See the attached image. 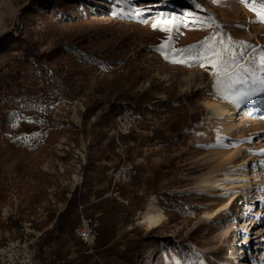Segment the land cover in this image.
Segmentation results:
<instances>
[{"label": "rangeland", "instance_id": "obj_1", "mask_svg": "<svg viewBox=\"0 0 264 264\" xmlns=\"http://www.w3.org/2000/svg\"><path fill=\"white\" fill-rule=\"evenodd\" d=\"M261 11L260 0H0V244L27 224L42 232L45 264H264V93L210 125L203 100L228 101L210 95L209 72L156 51L169 38L182 49L221 35L264 48ZM122 104L139 130L120 137L137 167L120 199L109 188ZM79 153L83 182L71 192ZM240 163L249 180L229 213L202 219L224 198L201 179ZM88 184L109 199L91 253L72 233ZM151 194L163 221L149 230L140 216Z\"/></svg>", "mask_w": 264, "mask_h": 264}, {"label": "snow or ice", "instance_id": "obj_2", "mask_svg": "<svg viewBox=\"0 0 264 264\" xmlns=\"http://www.w3.org/2000/svg\"><path fill=\"white\" fill-rule=\"evenodd\" d=\"M260 3L262 11L257 18L258 22L264 23V0H260ZM152 27L155 29L159 24L153 23ZM161 31L170 32L171 28L165 26ZM156 51L171 63L199 66L209 72L213 80L210 95L234 106L264 91V48L258 49L246 41H235L230 37L225 39L221 35L209 37L186 48L173 49L169 38L168 43H162ZM218 142L222 143L219 139ZM176 264L180 262L176 261Z\"/></svg>", "mask_w": 264, "mask_h": 264}, {"label": "built area", "instance_id": "obj_3", "mask_svg": "<svg viewBox=\"0 0 264 264\" xmlns=\"http://www.w3.org/2000/svg\"><path fill=\"white\" fill-rule=\"evenodd\" d=\"M136 130H139L138 114L128 104H122L114 117L115 152L118 156L122 157V160L110 171L109 188V194L120 199L118 188L123 184L129 183L137 173L135 163L127 160L125 156V150L132 141H122L120 137L129 136L134 131L136 132ZM80 159V161L79 159L77 160V168L74 169L77 178H73L74 188L71 189V192L75 189L76 185H80L83 182V170H81V166L85 161L82 156ZM77 208L79 221L73 227L72 233L81 243L88 247V251L91 253L93 252V245L99 233V222L83 214L81 204H78ZM41 234L42 232H35L27 224L22 225L18 229L16 237L5 240L0 244V264H42V261L37 256L35 247L37 239ZM49 259H55V255H50Z\"/></svg>", "mask_w": 264, "mask_h": 264}, {"label": "bare ground", "instance_id": "obj_4", "mask_svg": "<svg viewBox=\"0 0 264 264\" xmlns=\"http://www.w3.org/2000/svg\"><path fill=\"white\" fill-rule=\"evenodd\" d=\"M188 87H189V85L187 84L186 89ZM263 93H264V91L257 92L255 95H253L251 97V99L244 101L242 103H239L235 106L229 102H221L218 100H210V99L205 98L203 100V104H204L205 108L207 109L206 116L209 120H211L210 125H213L216 122L221 121V120L232 119V117L234 115V108L235 107H241V106L249 103L250 101H254V100L258 99V97H260ZM214 127H216V125H214ZM227 136H229L228 133H227ZM230 137H231V135H230ZM81 156L84 157L83 154H81ZM256 163H258V162H256ZM234 164L230 165V166L225 165V166L221 167L220 169L218 168L217 170H213L201 179L198 187L204 188L208 192L213 193L216 196L218 195V196L224 198V202L219 207L205 211L202 215V219L208 220V219H212L216 216H219L220 215L219 211H223V214L229 213L228 209L231 206V204L237 199L238 194L241 191L240 187L247 184V182L249 180L248 179L249 173H248L246 166L241 164V163L237 164V165H234ZM253 166H255V165H253ZM73 178L76 179L77 175L74 174ZM250 195H252V194H250ZM162 221H163V215H162L161 209L158 205V201L156 199V196L154 194H151L149 197L148 203H147V207L141 213L140 223L144 224L147 229L152 230V229L160 226ZM232 227H234V226L233 225L229 226V229ZM229 229H227L225 231V233H227ZM231 232H233V231H231ZM248 238H249V235L244 234L243 244L248 242ZM235 252H236V250H235ZM142 257L143 256H141V258Z\"/></svg>", "mask_w": 264, "mask_h": 264}, {"label": "crops", "instance_id": "obj_5", "mask_svg": "<svg viewBox=\"0 0 264 264\" xmlns=\"http://www.w3.org/2000/svg\"><path fill=\"white\" fill-rule=\"evenodd\" d=\"M113 119H114V117H113ZM128 137V136H127ZM123 139H125V137H123ZM104 140H106V138H104ZM125 140H129L128 138L127 139H125ZM107 144V143H106ZM114 142H113V140L111 139L110 140V143H108V149H106V152L105 153H107V152H109L110 150H112L113 149V147H114ZM109 185V184H108ZM107 186V185H106ZM78 190V193H77V200H76V204H75V206H77L78 204H84L85 206H88L89 204H93V202H96V205L98 204V206H96L97 208V210H98V212L96 211L93 215H89L88 213L86 214V216H88V217H92V218H95L96 216H98V215H100V214H102V210H100V207H99V203H100V201L101 200H103V201H107V200H109L107 197H105V196H107L106 194H100V192H98L97 190H96V186L95 185H91V184H88V185H85V188H83V189H77ZM82 190V191H81ZM90 192V195H83L82 193L83 192ZM80 192V193H79ZM4 228H5V226H4ZM50 228H52V227H50ZM6 229V228H5ZM6 231V230H5ZM55 231H57L58 232V229H56ZM52 232V231H51ZM53 233V232H52ZM51 233V235H53ZM59 233V232H58ZM101 234V233H100ZM4 235V233H3V230H2V227L0 226V238H1V236H3ZM99 235V234H98ZM11 239V238H10ZM6 240H8V239H6ZM5 241V240H4ZM106 244H108V243H106ZM106 244H103V246L105 247V245ZM42 259V260H41ZM40 260L42 261V264H45L46 262L44 261V259L43 258H41ZM52 261H55L56 262V264H65L64 263V259H60V260H58V259H56V255H55V259H53Z\"/></svg>", "mask_w": 264, "mask_h": 264}, {"label": "trees", "instance_id": "obj_6", "mask_svg": "<svg viewBox=\"0 0 264 264\" xmlns=\"http://www.w3.org/2000/svg\"><path fill=\"white\" fill-rule=\"evenodd\" d=\"M99 234V233H98ZM99 236V235H98ZM98 236H97V238H96V241H97V239H98Z\"/></svg>", "mask_w": 264, "mask_h": 264}]
</instances>
